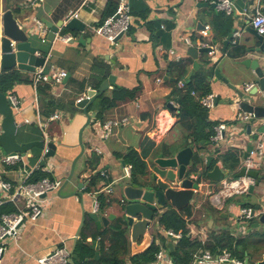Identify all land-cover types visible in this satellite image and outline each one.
<instances>
[{
	"label": "crops",
	"instance_id": "0c3cea01",
	"mask_svg": "<svg viewBox=\"0 0 264 264\" xmlns=\"http://www.w3.org/2000/svg\"><path fill=\"white\" fill-rule=\"evenodd\" d=\"M129 1L133 17L131 29L114 44L93 34L92 28L102 23L110 2L117 0H45L36 10L21 8L19 14L13 13L26 32L36 30L35 20L56 25L60 21L66 23L71 20L68 16L75 13L79 15L78 20L86 26L84 33L63 29L53 42L42 43V50L48 52V65L66 70L71 78L77 73L75 78L84 80L81 89L71 83L52 86L55 99L68 104L73 96L80 98L90 90H98L110 77L114 80L105 92L109 105L103 113H100L102 105L98 101L102 95L88 110L78 107L77 98L74 109L66 107L64 111L55 112L61 113L62 119L51 123L48 129L56 145L55 155L49 158V162L53 168L51 179L61 181L62 185L44 197L42 216L36 222L26 223L18 239L7 240L3 264H36L39 258L51 254L63 243L73 254L78 242L82 240L86 220L95 212V203L99 207L102 205L100 198L114 201L112 207L104 212L99 211L100 216L114 215L115 219L120 217L123 214L121 202L125 200L120 183L124 165H130L127 155L131 152H137L143 157L144 151L154 146L150 156L144 159L149 172L152 167L150 161L163 153L161 146L164 143L174 144L180 149L191 147L196 153H202L204 158L212 156L214 163H222L225 170L229 169L220 157L228 152H235L239 158V166L235 172L229 170L234 174L239 172L245 160L246 149L251 145L252 139L243 130L251 123L236 122L237 114L242 112L237 105L238 96L235 90L217 80L215 72L219 69L222 76L242 92H245L247 85L253 84L254 88L257 85L254 72L243 65L245 60L257 61L264 71V51L248 52L249 48L260 47L248 32L252 28L248 15L251 14L255 0H235L233 16L217 12L212 0ZM85 2L87 4L83 5ZM19 3L20 0H11L9 5L15 7ZM262 4L264 5V0ZM8 10L6 1L0 0V16ZM232 28L240 35L241 40L235 38L224 49L223 42ZM203 31L206 35L202 34ZM63 36L70 37V40L65 42ZM186 38L190 39L191 44L186 43ZM191 48L196 53L190 52ZM204 48L211 50L209 53L202 52ZM234 68H238L244 77L234 76L231 72ZM24 74L32 80L33 73ZM159 79L162 82H158ZM179 81L193 85L200 83L198 95L214 94L217 97L216 107L211 110L203 108L196 97L178 88ZM180 93L189 94L193 102L204 109L208 122L214 124L215 131L220 125L226 126L222 141L215 142L212 137L209 145H205V141L194 146L186 143L188 132L180 123ZM14 95L20 100V110L15 114L20 130L25 134L26 140L22 142L42 140V133L41 136L34 135L28 130L31 125L42 121L37 114L33 84H17ZM256 95V104L264 107V92ZM111 120L126 123L116 128L109 139L103 140L101 127ZM252 129L264 134V118L254 121ZM82 130L84 153L80 142ZM96 148L100 154L96 152ZM76 160L74 175L67 183ZM37 164V160H33L29 152L25 160L26 170ZM93 177L98 180L95 188L89 192ZM3 179L16 183L20 180V174L18 170H9ZM213 189L215 188L204 189L191 203L192 214L186 217L189 235L206 244H217L218 237L229 236L233 241V248L238 243V249L245 250V254L239 255L240 259L236 257L237 259L244 264H260L264 259V236L259 233L263 231L264 234V226L262 229L251 230L252 222L241 223L238 215L243 207L235 201H228L223 211L216 210L207 196ZM247 197L254 205L260 201L257 191ZM168 209L175 210L171 207ZM114 220L100 230L96 223L95 231L90 228L87 242L93 245L94 251L87 260L88 264H106L110 240H96L93 233L105 230ZM156 222L155 218L146 233L138 237L137 245L142 246L147 236H150V243L141 248L139 255L148 250L160 232ZM128 240V256L133 259L136 255L132 254L131 229ZM172 244L174 250L175 245ZM202 251L205 249L199 250ZM168 253L170 255L169 251ZM96 254H99L98 258ZM118 258L126 260L122 253ZM126 261V264H132L130 259L127 258ZM191 264L197 263L193 260Z\"/></svg>",
	"mask_w": 264,
	"mask_h": 264
},
{
	"label": "water",
	"instance_id": "95a60500",
	"mask_svg": "<svg viewBox=\"0 0 264 264\" xmlns=\"http://www.w3.org/2000/svg\"><path fill=\"white\" fill-rule=\"evenodd\" d=\"M213 7H215L214 4ZM43 23L48 29L47 40L49 42H53L57 34L63 29L81 33H84L86 30V26L76 18H72L66 23L60 21L56 25L48 21H43ZM248 32L260 45L259 48H249L248 52L264 51V37L260 36L253 28H249ZM122 37L123 35L119 36L115 43L119 42ZM235 38H238V41L241 40L240 35L234 32V28H232L226 40L223 42L224 49ZM40 40V35L36 30L26 32V29L20 26L12 11L8 10L4 12L0 16L1 69L34 73L38 67L43 66L45 63L42 42ZM11 43H14L15 46L12 47ZM210 50V48H204L201 51L209 53ZM190 52L196 53V50L191 48ZM243 65L251 69L257 78V85L249 93L236 89L227 78L222 76L219 69L216 70L215 75L217 80L223 81L229 88L235 90L238 96L237 105L239 109L242 112L253 113L255 115V119L250 121L251 125L246 130H243V133H247L252 139V124L254 121L264 118V107L257 105L255 101L256 94L264 92V71L260 68L257 61L245 60ZM231 72L234 76L244 77V74L238 68L231 69ZM70 78L71 75L68 73L63 84L66 85L70 81ZM113 80L114 78L110 77L98 90H90L89 95L92 96L91 101L84 100L78 107L83 110H88L89 106L110 88L109 85ZM0 117L2 119L0 158L4 155L16 154L26 157L34 148H44V142L42 140L33 142H22L20 140V127L16 121L15 111L8 96L1 92ZM83 131L80 134L82 153H84V146L82 144ZM167 146L168 149L165 153L158 154L150 161V165L152 166L150 175L139 181L138 184H133L130 180H121L120 183L125 197V200L121 202V208L123 209L122 215L127 221L129 231L131 229L133 256L140 254L141 248L146 247L150 243V236H147V240L142 246L137 245V239L146 233L155 218L157 219L158 214L167 210L168 207L174 208L179 212L183 211L187 207H190L194 199H197L196 197L204 189L217 185L230 174L229 171L224 169L222 163H214L212 156H206L204 158L202 153H196L191 147L180 149L174 144H167ZM48 148L49 153L47 154V158L53 157L56 151L55 143H49ZM251 150L252 145H248L245 158L249 156ZM76 163L77 160L71 168L67 183L74 175ZM244 175L245 169H242L235 176L242 177ZM248 175L255 179H260V173L258 171H250ZM261 179L264 180V176ZM253 194H256V190L251 188L250 195ZM259 200L255 212H259L260 216L252 220L251 230L253 228L258 230L264 226V199H262L260 194ZM91 218L100 230L102 227H107L115 219V216L103 217L97 211L91 214ZM156 223L159 227L158 221ZM168 247L170 252H173V244L170 243ZM97 249H99V243ZM96 257L98 258L99 254H96ZM260 264H264V259Z\"/></svg>",
	"mask_w": 264,
	"mask_h": 264
},
{
	"label": "built area",
	"instance_id": "2783aa9c",
	"mask_svg": "<svg viewBox=\"0 0 264 264\" xmlns=\"http://www.w3.org/2000/svg\"><path fill=\"white\" fill-rule=\"evenodd\" d=\"M235 0H212L215 5V9L219 13H223L226 16H233L235 13ZM45 0H20V7L23 9L36 10ZM85 2L83 5H86ZM249 20L251 27L260 35L264 37V5L262 0H255L253 9L250 11ZM79 15L77 13L68 16V19L76 18ZM132 7L129 0H118L116 12L106 18L100 25L92 28L93 34L102 37L110 44H114L116 39L121 35L129 33L132 25ZM36 31L40 35L41 42L47 43L48 29L45 25L35 20ZM206 35V32H202ZM62 39L65 42L70 40V37L63 36ZM186 43L191 44L190 39L186 38ZM14 47L15 44L11 43ZM171 54H174L172 51ZM49 56L45 57V63L43 66L38 67L33 73L32 83L36 90V108L39 115V100L37 94V86L40 83L50 84L51 86H57L63 84L68 72L55 65H48ZM158 82H162L161 79ZM181 90L186 89V83L179 81L177 84ZM254 88L253 84L247 85L245 92L249 93ZM191 95L196 97L199 104L208 110L214 109L217 105V97L214 94L207 96H200L197 92L192 91ZM15 113L20 110V100L15 95L8 96ZM92 96L85 93L82 97L76 100L77 104H81L84 100L91 101ZM62 114L55 113L47 121H38L39 128L42 133V141L44 142V148L42 149V155L38 161V164L31 168H25V160L27 158L20 154L16 155H4L0 158V210L8 205L15 208V211L0 212V264L4 262V254L6 251L7 240H16L19 238L22 227L26 223L36 222L43 214V202L44 196L52 191L58 190L62 182L53 180L50 177H46L40 181L32 182V177L35 171L40 169V164H44V171L48 174L53 173V168L47 158L49 153L48 144L54 142L48 133V129L51 123L61 120ZM252 119H255L253 113L239 112L236 117V122L243 124L249 123ZM126 121L111 120L102 125V139L107 140L114 134V130L119 128ZM226 130L225 125H220L216 129L214 141H222L224 139V132ZM1 122H0V135ZM252 150L249 156L242 162L241 168L245 169V175L242 177H236L238 173H231L221 180L214 187L212 192L207 194L211 205L218 211H223L227 205V202L238 197L250 195V189L254 188L264 199V180L261 179L264 176V134L259 133L252 129ZM100 154L99 149H95ZM9 170H18L20 174V180L16 183L6 181L3 176L7 174ZM132 165H124L123 175L121 180H130L132 176ZM250 171H258L260 173V179H255L248 175ZM111 191H108L110 193ZM95 212L99 211V205L95 203ZM260 216L259 212H255L252 207H243L239 211L238 219L242 222H252L253 219ZM166 236L171 238L174 243L183 238L182 232H165ZM194 261L197 264H244L243 261L235 258L229 251H222L212 253L210 251L199 252L194 256ZM156 264H173L168 251L161 249L157 255ZM36 264H72V253L63 244L59 245L51 254L41 257L37 260Z\"/></svg>",
	"mask_w": 264,
	"mask_h": 264
},
{
	"label": "trees",
	"instance_id": "16d2710c",
	"mask_svg": "<svg viewBox=\"0 0 264 264\" xmlns=\"http://www.w3.org/2000/svg\"><path fill=\"white\" fill-rule=\"evenodd\" d=\"M7 9H10L15 13L16 15L20 13L21 7L19 4H16L15 7H11L9 5V2L11 0H5ZM117 2H110L105 15L104 20L110 16H112L116 10H117ZM103 20V21H104ZM102 21V22H103ZM44 56L46 57L48 55L47 51H43ZM77 74V73H76ZM73 74L72 80L68 82V84L76 85L80 89L82 87V84L84 83V80H78L75 78L78 74ZM33 80H30L27 75H25L23 72L19 70H2L0 69V92L3 94L14 95V88L19 83H32ZM33 84V83H32ZM70 84V85H71ZM67 85V84H66ZM69 86V85H68ZM200 90V83L193 85L192 83L187 84L186 83V89L183 91L189 92V94L192 91H199ZM198 93V92H197ZM37 94H38V100H39V115L42 121H47L51 115H53L56 111L62 110L66 107H74L75 100L78 98L77 95L73 96V99L70 100L68 104L64 103L61 100L55 99V96L53 95V87L50 84L40 83L37 86ZM180 123L183 126V128L188 132V135L186 136V143L190 146L199 145L201 142L205 141V145H209L211 143V138L215 136L216 132L214 130V124H211L208 122L207 119V113L204 111V109L198 104L193 102V99L190 98L189 94H183L180 93ZM208 93L202 94L201 96H207ZM99 104L102 105L100 109V113H103L105 109L109 105V98L108 95L105 93L99 98ZM95 108V106H94ZM77 109H75L76 111ZM100 118L102 119V116L100 114ZM194 120V121H192ZM104 122V121H103ZM28 130L32 134H40L41 131L38 124L31 125ZM24 131L20 130V140L25 141L24 139ZM26 137V136H25ZM154 148L152 145L148 149H146L143 153V157L138 155L137 152H131L129 155H127V161L130 163L133 167L132 170V176L130 181L133 184H138L139 181L146 178L148 175H150L148 165L144 159H147L150 154L152 153L151 150ZM168 149L167 144H163L161 146V151L165 153ZM32 159L39 161L41 155H42V149L34 148L31 151ZM224 163L227 169L231 170L232 172L237 171V168L239 166V158L237 157L235 152H228L226 154H223L220 157ZM46 177L51 178V174H48L44 171V166L40 164V169L35 171L32 182L40 181ZM97 177H93L91 179V185L88 188V191L92 192V190L95 188ZM102 205L99 207L100 212H104L107 208H110L114 205V201L111 199H104L100 198ZM235 201V203H238L241 205V207H252L253 209L256 208L257 205L252 204L247 196L239 197L238 199L232 200ZM15 211V208L11 205H8L0 210L1 213H7ZM99 212V213H100ZM192 214V206L187 207L181 212H178L176 210L167 209L163 213L157 215V221L159 223L160 232L157 233L156 238L154 242L150 245L148 250H146L142 255H136L133 257V259L129 258L128 256V248H129V240H128V234H129V227L127 224V221L125 217L122 215L115 219L111 226L106 228L103 231L95 232L93 233L94 239H109L110 240V248L106 254V264H126L127 258L130 259V262L132 264H154L156 255L161 249L169 250V244L174 243V241L166 236L165 232L167 231H173V232H182L183 238L177 242L174 243V250L173 252H170V258L173 264H191L194 260V256L196 253H199V250L210 251L212 253H216L221 249H228L233 252L232 255H235L237 258L240 259L239 255L245 254V250H239L238 246L239 244L235 245V248H233V241H231V238L229 236L224 237H218L219 242L217 244H206L198 239H192L189 235V230L187 228V222L186 217H190ZM95 221L91 218L86 220V224L84 227V231L82 232V240L78 242L77 247L72 254V264H88L87 260L89 257L93 254V245L87 242V238L89 237V233L91 231L90 228L95 231ZM169 239V240H168ZM236 249V250H234ZM122 253L126 257V260L123 261L118 258L119 254ZM242 259V258H241ZM105 260V259H104ZM101 261V263L104 262Z\"/></svg>",
	"mask_w": 264,
	"mask_h": 264
},
{
	"label": "rangeland",
	"instance_id": "374dc122",
	"mask_svg": "<svg viewBox=\"0 0 264 264\" xmlns=\"http://www.w3.org/2000/svg\"><path fill=\"white\" fill-rule=\"evenodd\" d=\"M260 229H262V228H260ZM262 233V234H261ZM259 235L261 236L262 235V237L264 236V234H263V231H260V233H259ZM166 250V249H165ZM221 251H218V252H222V251H224V250H222V249H220ZM228 249H226V251H227ZM166 251H169V250H166ZM231 254H233V252L232 251H230V250H228ZM170 252V251H169ZM203 252V251H202ZM233 257H235L236 258V256L235 255H232Z\"/></svg>",
	"mask_w": 264,
	"mask_h": 264
}]
</instances>
